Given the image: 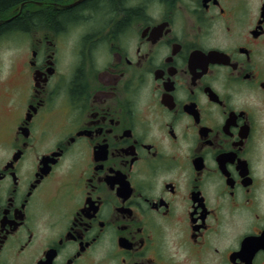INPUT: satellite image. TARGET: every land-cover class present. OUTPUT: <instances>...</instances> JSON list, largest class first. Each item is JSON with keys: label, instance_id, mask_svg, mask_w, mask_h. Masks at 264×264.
Masks as SVG:
<instances>
[{"label": "flooded vegetation", "instance_id": "1", "mask_svg": "<svg viewBox=\"0 0 264 264\" xmlns=\"http://www.w3.org/2000/svg\"><path fill=\"white\" fill-rule=\"evenodd\" d=\"M26 12L0 30L25 44L0 264H264V0H20L0 26Z\"/></svg>", "mask_w": 264, "mask_h": 264}, {"label": "rangeland", "instance_id": "2", "mask_svg": "<svg viewBox=\"0 0 264 264\" xmlns=\"http://www.w3.org/2000/svg\"><path fill=\"white\" fill-rule=\"evenodd\" d=\"M17 41L18 40L0 41V119L6 117L1 103L2 98L6 99V97L2 96L1 94L3 93V89L5 88L6 84H8L10 87L14 84L12 79L7 82L5 80V76L11 72L12 64L13 66L18 65L25 57V44L23 42Z\"/></svg>", "mask_w": 264, "mask_h": 264}, {"label": "trees", "instance_id": "3", "mask_svg": "<svg viewBox=\"0 0 264 264\" xmlns=\"http://www.w3.org/2000/svg\"><path fill=\"white\" fill-rule=\"evenodd\" d=\"M20 0H0V10L7 5H9L12 2H17ZM33 14H30L26 12L25 14H22L21 16H18L8 24H3L0 26V30L6 28L7 26H19V27H25L27 24H29ZM40 15L43 17V19L48 22L49 24L55 26L57 24L56 22V13L55 12H46V13H40ZM36 16V15H35Z\"/></svg>", "mask_w": 264, "mask_h": 264}]
</instances>
